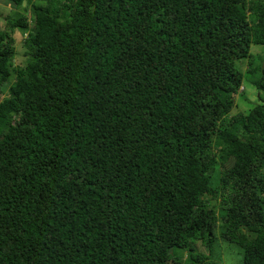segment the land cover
Wrapping results in <instances>:
<instances>
[{"label": "trees", "instance_id": "obj_1", "mask_svg": "<svg viewBox=\"0 0 264 264\" xmlns=\"http://www.w3.org/2000/svg\"><path fill=\"white\" fill-rule=\"evenodd\" d=\"M8 1L0 264H264V0Z\"/></svg>", "mask_w": 264, "mask_h": 264}, {"label": "rangeland", "instance_id": "obj_2", "mask_svg": "<svg viewBox=\"0 0 264 264\" xmlns=\"http://www.w3.org/2000/svg\"><path fill=\"white\" fill-rule=\"evenodd\" d=\"M44 3V2H43ZM27 6V5H26ZM24 5L21 7L23 9ZM16 8L12 3H10L8 0H0V27H3L4 25V16L11 14L13 15V11ZM29 12V11H28ZM25 36L23 35V38ZM20 42L21 37L19 41L16 44V50L18 51V55L14 58V63L19 64L24 56V49L20 48ZM250 52L254 55H260L264 58V45L263 44H251ZM247 61L242 60L238 63V67H240L242 70L247 69ZM10 82L6 81L4 82L3 86L6 88L9 86ZM245 96L237 95L234 100V106L231 111V114L237 113V112H245L249 107L253 106L258 100H259V93L257 92L256 88L251 84L248 80H245L243 83ZM242 90V86L239 88V92ZM197 247L200 251H203L204 253H208L207 248H205L201 243L197 244ZM214 252H213V258L216 260L215 264H242V252L240 250V247L236 245L235 243H229L222 239H218V242L214 245ZM186 257V252L182 253V258Z\"/></svg>", "mask_w": 264, "mask_h": 264}]
</instances>
